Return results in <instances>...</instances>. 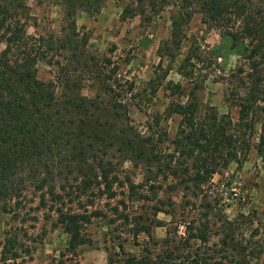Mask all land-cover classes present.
I'll return each instance as SVG.
<instances>
[{
  "label": "trees",
  "instance_id": "1",
  "mask_svg": "<svg viewBox=\"0 0 264 264\" xmlns=\"http://www.w3.org/2000/svg\"><path fill=\"white\" fill-rule=\"evenodd\" d=\"M62 1L60 32L34 35L28 32L26 0H0V212L16 216L28 206L42 211L68 235L67 251L73 253L85 243V226L106 216L90 209L95 200H117L112 210L131 226L134 244L140 245V234L152 243L140 257L119 243L107 264H264V219L255 210L228 220L195 201L215 174L233 161L241 163L250 147L248 118L264 102V57L256 59L262 48L258 25L247 19L240 33L224 34L233 48L241 35L255 42L245 50L249 72L242 86L245 95L236 104L238 121L213 108L199 116L192 97L173 103L168 113L181 119L173 149L166 151L162 115L156 114L143 131L133 124L134 84L115 78L118 67L89 51L90 34L77 25L79 11L97 14L107 0ZM168 6L177 8L169 40L175 44L183 23L196 13L203 22L217 24L230 12L237 18L248 12L246 3L234 0H139L137 6H123L120 17L149 20ZM42 61L53 68L55 80L37 77ZM86 86L92 95L83 93ZM114 158L140 170L141 182ZM168 180L170 191L183 190L181 203L157 197ZM153 200L161 203L154 212L169 215V222L155 218L145 223L127 211L134 202ZM153 226L165 227V236L153 237ZM19 255L17 240L9 234L1 259L15 261Z\"/></svg>",
  "mask_w": 264,
  "mask_h": 264
},
{
  "label": "rangeland",
  "instance_id": "2",
  "mask_svg": "<svg viewBox=\"0 0 264 264\" xmlns=\"http://www.w3.org/2000/svg\"><path fill=\"white\" fill-rule=\"evenodd\" d=\"M138 1L107 0L99 13L90 15L79 11L76 16L80 30L90 34L89 51L109 59L111 68L118 67L115 78L121 79L122 84L124 81L134 84L135 100L130 105L133 124L143 131L156 114L162 115L160 126L163 124L168 136L166 151H172V141L181 119L178 114L168 113L173 103H183L192 97L198 103L199 116L203 117L213 108L219 115L237 122L236 104L245 95L242 86L249 72L245 50L251 49L255 42L241 35V42L233 48L232 39L224 34L227 30L240 33L247 19L253 20L262 35V42L258 41L262 48L256 56L261 62L264 57V0H234L248 5L247 15L237 18L230 12L217 24L205 23L200 14H194L189 22L183 23L179 44L169 41L172 19L177 17V8L173 6L153 13L149 20H142L140 16L121 19L122 7L137 6ZM26 3L31 15L30 34L60 32L64 19L62 0H26ZM54 75L53 68L45 62L37 64L39 79L48 82L55 80ZM93 91L87 86L83 89L88 95ZM56 94L58 98L61 95L59 83H56ZM248 123L252 127L247 132L250 147L246 156L241 158V163L233 161L215 174L195 200L198 207L207 205L208 210L211 208L213 213L228 220L241 213L252 214L253 210L264 219V102L249 115ZM114 159L136 182H141L140 170H134L130 162L122 164L120 159ZM169 185L170 180L158 190L157 197H171L181 203L183 190L170 191ZM116 205L117 200H95L90 209L100 210L106 216L94 217L85 226V243L73 253L67 251L68 235L42 211L28 206L27 212L16 216L0 212V264H59L61 260L65 264H107L109 254L118 249L119 243L140 257L152 242L145 234H140V245L134 244L131 226L124 225L112 210ZM155 205L161 207L157 200L138 201L127 211L131 212V217L141 216L145 223L155 218L169 222V215L154 212ZM165 232V227H152L153 237L157 239L164 237ZM9 234L16 238L20 255L15 261L4 262L1 251Z\"/></svg>",
  "mask_w": 264,
  "mask_h": 264
}]
</instances>
